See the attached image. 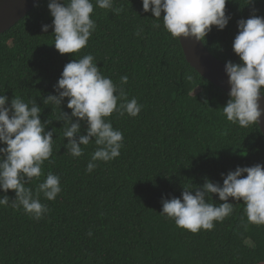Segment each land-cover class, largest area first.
Segmentation results:
<instances>
[{"label": "trees", "instance_id": "trees-1", "mask_svg": "<svg viewBox=\"0 0 264 264\" xmlns=\"http://www.w3.org/2000/svg\"><path fill=\"white\" fill-rule=\"evenodd\" d=\"M91 2L96 28L78 53L62 55L55 49L49 0H39L0 35V95L8 97L9 106L14 97L36 101L41 121L52 120L46 131L55 128L52 162L45 161L43 175L25 186L35 196L52 172L62 189L52 201L40 194L49 210L40 220L12 206L14 190H0V197H9L8 205H0V264H264V225L247 221L242 200L229 198L232 214L214 221L211 231L192 233L161 215L162 199H182L184 188L194 190L206 179L222 186V173L264 165L260 128L227 120L223 106L229 95L186 62L179 39L164 27L163 12L155 19L143 11L142 0H113V9H122L119 14ZM226 15L231 17L227 26H212L202 43L221 62L240 63L233 51L237 21L264 17V0H227ZM88 54L103 76L142 106L136 117L114 112L108 118L123 133L120 155L94 162L91 173L86 167L97 147L94 140L81 146L80 157L64 147L59 120L61 111L71 114L67 98L61 110L43 103L57 94L53 86L64 66ZM86 127L81 122V134ZM206 199L223 203L218 194Z\"/></svg>", "mask_w": 264, "mask_h": 264}, {"label": "clouds", "instance_id": "clouds-1", "mask_svg": "<svg viewBox=\"0 0 264 264\" xmlns=\"http://www.w3.org/2000/svg\"><path fill=\"white\" fill-rule=\"evenodd\" d=\"M227 0H142L144 12L153 14L155 19L163 15L165 29L180 41L192 39L196 42L205 37L215 26L223 30L230 16L226 15ZM101 9H112L119 14L122 9H113V0H96ZM48 8L53 17L54 46L60 54H74L87 46L95 31V22L90 18L94 11L91 0H49ZM159 27V25H155ZM238 34L233 41V51L240 63L226 62L225 72L230 85L229 99L223 106V114L231 123L242 128L260 124L264 109L260 99L264 96V17L252 15L237 21ZM47 32L49 25H42ZM142 29L136 32L140 35ZM91 54L67 63L61 77L53 86L55 95L43 99L44 104L59 106L67 98L71 114L61 111L63 136L67 139L65 148L73 157L84 154L82 145L93 140L96 150L87 164L86 172L91 173L96 161L109 162L120 155L123 133L114 130L108 119L116 112L136 117L141 105L135 98L128 100L124 89L117 88L113 81L101 74ZM191 80L192 77L188 76ZM128 77H121L126 84ZM118 93V94H117ZM118 101H121L118 105ZM42 110L36 101L25 102L14 97L8 105V97L0 95V190L15 191L12 206L22 207L26 214L40 220L49 210L40 202V194L49 201L55 200L61 192L60 178L48 172L46 179L37 186L33 195L26 183L42 175V165L52 156L54 129L46 131L52 120L40 119ZM75 118V119H74ZM81 122L87 125L86 134H81ZM247 174L244 176V174ZM222 186L206 179L201 187L194 190L184 188L182 199H162L161 215L174 220L177 227L197 233L211 231L215 222H222L233 212L229 198L243 201L247 221L264 225V165L240 167L221 174ZM209 194H218L223 203L216 206L207 202ZM8 195L0 197V205H8ZM92 235L91 231L88 233Z\"/></svg>", "mask_w": 264, "mask_h": 264}, {"label": "water", "instance_id": "water-1", "mask_svg": "<svg viewBox=\"0 0 264 264\" xmlns=\"http://www.w3.org/2000/svg\"><path fill=\"white\" fill-rule=\"evenodd\" d=\"M39 0H0V35L8 31L28 12ZM186 62L204 79L227 94L230 92L228 76L225 72V63L215 58L204 46L202 41L192 39L179 40ZM260 106L264 109V96L261 97ZM260 128L264 137V114L260 117Z\"/></svg>", "mask_w": 264, "mask_h": 264}]
</instances>
